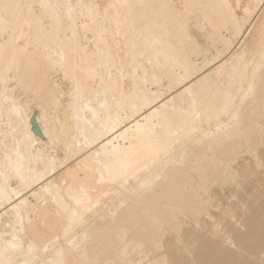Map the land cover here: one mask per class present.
Masks as SVG:
<instances>
[{
	"label": "bare ground",
	"instance_id": "obj_1",
	"mask_svg": "<svg viewBox=\"0 0 264 264\" xmlns=\"http://www.w3.org/2000/svg\"><path fill=\"white\" fill-rule=\"evenodd\" d=\"M0 264H264V0H0Z\"/></svg>",
	"mask_w": 264,
	"mask_h": 264
}]
</instances>
